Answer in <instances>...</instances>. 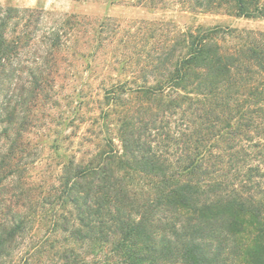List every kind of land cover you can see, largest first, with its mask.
<instances>
[{
  "label": "trees",
  "instance_id": "trees-1",
  "mask_svg": "<svg viewBox=\"0 0 264 264\" xmlns=\"http://www.w3.org/2000/svg\"><path fill=\"white\" fill-rule=\"evenodd\" d=\"M185 3L264 19V0ZM43 20L0 7V264L35 231L25 264L55 252L57 235L80 247L57 264H264V32L192 26L139 57L138 76L105 93L120 147L108 138L90 160L72 157L39 193L27 135L78 23L41 33Z\"/></svg>",
  "mask_w": 264,
  "mask_h": 264
},
{
  "label": "rangeland",
  "instance_id": "rangeland-1",
  "mask_svg": "<svg viewBox=\"0 0 264 264\" xmlns=\"http://www.w3.org/2000/svg\"><path fill=\"white\" fill-rule=\"evenodd\" d=\"M0 7L43 12L41 33L59 27L64 17L78 22L66 29L67 44L55 53L51 98L37 106L40 122L27 135L39 156L29 166L26 181L32 188L40 187L39 193L59 185L63 165L72 157L90 160L108 138L120 147L118 113L106 115L105 93L112 85L136 78L143 66L140 59L151 49L192 26L264 32V19L235 17L224 11L192 13L185 0H0ZM37 49L28 54V65L40 55L39 51L35 56ZM34 234L7 264H25L33 251V237L37 241L43 235ZM56 240L55 252L38 256L31 264H57V251L80 250L75 242L65 241L66 236L57 235Z\"/></svg>",
  "mask_w": 264,
  "mask_h": 264
}]
</instances>
